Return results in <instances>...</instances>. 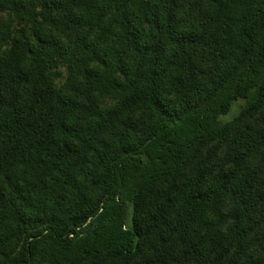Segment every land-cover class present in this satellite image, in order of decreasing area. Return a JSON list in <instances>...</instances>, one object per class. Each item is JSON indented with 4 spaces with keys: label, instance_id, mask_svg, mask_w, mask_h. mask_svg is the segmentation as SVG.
<instances>
[{
    "label": "trees",
    "instance_id": "16d2710c",
    "mask_svg": "<svg viewBox=\"0 0 264 264\" xmlns=\"http://www.w3.org/2000/svg\"><path fill=\"white\" fill-rule=\"evenodd\" d=\"M0 264H264V0H0Z\"/></svg>",
    "mask_w": 264,
    "mask_h": 264
},
{
    "label": "rangeland",
    "instance_id": "374dc122",
    "mask_svg": "<svg viewBox=\"0 0 264 264\" xmlns=\"http://www.w3.org/2000/svg\"><path fill=\"white\" fill-rule=\"evenodd\" d=\"M244 100L240 99L238 101H236L231 109V111L227 114L221 117V119L224 122H229L232 121L233 119H235L240 111H241V107L243 106Z\"/></svg>",
    "mask_w": 264,
    "mask_h": 264
}]
</instances>
